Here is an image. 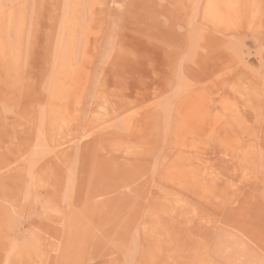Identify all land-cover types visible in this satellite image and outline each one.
<instances>
[{"label": "rangeland", "instance_id": "1", "mask_svg": "<svg viewBox=\"0 0 264 264\" xmlns=\"http://www.w3.org/2000/svg\"><path fill=\"white\" fill-rule=\"evenodd\" d=\"M237 263L264 264V0H0V264Z\"/></svg>", "mask_w": 264, "mask_h": 264}, {"label": "bare ground", "instance_id": "2", "mask_svg": "<svg viewBox=\"0 0 264 264\" xmlns=\"http://www.w3.org/2000/svg\"><path fill=\"white\" fill-rule=\"evenodd\" d=\"M132 4V3H131ZM138 9V8H137ZM135 13V12H134ZM122 15V14H121ZM139 17V16H138ZM140 20V19H139ZM127 22V21H126ZM153 25V24H152ZM134 26V25H133ZM154 30V29H153ZM155 31V30H154ZM153 32V31H152ZM145 35V34H144ZM148 35H150V34H148ZM165 38V37H164ZM130 44V43H129ZM136 46V45H135ZM111 50V49H110ZM143 55V54H142ZM138 56V55H137ZM164 62V61H163ZM165 66V65H164ZM167 68V67H166ZM165 68V69H166ZM128 70V69H127ZM161 72H163V71H161ZM155 74V73H154ZM108 87V86H107ZM134 95H135V93H133ZM162 97V96H161ZM133 98V97H132ZM129 99V100H128ZM127 100L128 101H130L131 99L130 98H127ZM132 100H135V98H133ZM136 101V100H135ZM134 101V102H135ZM129 103V102H128ZM128 120V119H127ZM126 120V121H127ZM51 211V210H50ZM54 216V215H53ZM208 222V221H207ZM205 226H206V224H205ZM226 243V242H225ZM225 243H224V245H225ZM233 243V242H232ZM229 245V244H228ZM230 246H232V244L230 245ZM237 246V245H236ZM238 247V246H237ZM241 247V246H240ZM225 248V247H224ZM229 248V247H228ZM234 249V248H233ZM239 249V248H238ZM227 250V249H226ZM239 251V250H238ZM135 252V251H134ZM241 252V251H240ZM245 254V253H244ZM251 254V253H250ZM240 255H242V254H240ZM250 258H251V256H250ZM262 260V259H261ZM236 261V260H235ZM251 263V262H250ZM238 264V263H237Z\"/></svg>", "mask_w": 264, "mask_h": 264}]
</instances>
